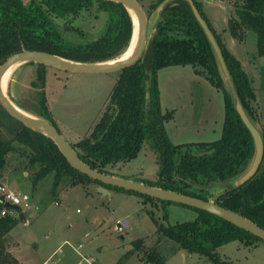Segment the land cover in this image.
<instances>
[{
	"label": "trees",
	"instance_id": "16d2710c",
	"mask_svg": "<svg viewBox=\"0 0 264 264\" xmlns=\"http://www.w3.org/2000/svg\"><path fill=\"white\" fill-rule=\"evenodd\" d=\"M164 1H153L150 10H157ZM193 1L214 33L243 107L254 123L261 115L254 104L256 95L251 80L241 61L231 53L211 25L202 4ZM95 2L107 15L101 36L86 43H74L66 39L55 20L75 18L84 9L93 7ZM234 8L235 15L229 20L231 34L240 41L245 38L247 31L255 32L258 52L264 55V0H238L234 2ZM133 30L129 10L114 1L30 0L25 3L23 0H0V64L10 55L27 49L46 51L78 62L109 61L120 57L128 49ZM38 65V81L33 84H40L42 89L37 95L38 107L33 112L58 127L43 89L42 70L45 65ZM173 65H192L197 73L204 75L223 92L225 120L220 139L183 144H174L170 140L165 125L173 113L162 109L158 72ZM21 106L28 109L25 105ZM19 122L22 127L13 139H0V179L8 164V154L15 150L13 142L16 140L31 149L28 164L37 167L33 175L34 184L51 174L53 192L67 177L70 179L69 184L73 185L94 181L108 189L114 187L73 168L50 137ZM144 144L154 151L159 163L157 178L144 183L206 200L210 199V185L238 179L250 167L255 156L254 138L233 103L216 52L188 0H171L162 7L156 32L142 58L119 71L106 110L92 126L90 133L71 146L87 165L114 175L112 168L120 162L131 160ZM133 193L146 200L160 202L165 208L174 203ZM215 202L264 228V158L251 179L240 186L226 189L217 195ZM191 208L198 212L195 220L172 225L156 222L159 237L154 245L142 251L144 239H139L135 243L136 250L142 251L148 261L166 264L172 256L182 251L214 258L216 249L231 241H264L217 215ZM20 213L19 218L0 216L1 264L6 258L9 233L25 217ZM163 241L170 246L164 247ZM13 263L14 258L6 264Z\"/></svg>",
	"mask_w": 264,
	"mask_h": 264
},
{
	"label": "rangeland",
	"instance_id": "374dc122",
	"mask_svg": "<svg viewBox=\"0 0 264 264\" xmlns=\"http://www.w3.org/2000/svg\"><path fill=\"white\" fill-rule=\"evenodd\" d=\"M138 1L148 17L147 48L156 32L162 7L152 11L150 5L155 0ZM199 1L211 21H216L219 27H227L228 30L227 19L235 15L234 2L238 0ZM106 18V12L95 2L93 7L84 9L75 18L55 21L66 39L74 43H86L101 36ZM248 32V39L236 42L234 46L255 91L254 104L261 117L254 124L264 135V55L258 52L256 33ZM38 71V63L19 65L9 80L6 92L14 104L33 116H38L33 110L38 107L37 95L42 89L40 84H33L38 81ZM42 73L49 109L62 135L73 144L90 133L92 126L106 110L119 72L82 74L45 65ZM186 79L182 77V80ZM191 87L186 93V89L175 87V95L161 104L164 112H172L175 117L168 120L171 121L169 128L175 132L182 131V138L187 134L193 138L199 131H209L203 134L202 138L208 136L204 140L220 139L225 120L223 92L212 86L210 93L190 95L192 90L199 91L196 86ZM166 103L170 109L178 108V113L175 115L170 109L166 111ZM21 127L22 124L0 104V139H13ZM13 144L15 150L8 154V164L0 181L7 182L17 192L29 194L32 204L37 205L38 209L22 212L24 219L9 233L3 263H10L14 258L13 264H44L48 259L54 264H155L145 259L142 251L153 246L159 237L156 222L172 225L193 221L198 216L194 208L175 203L165 208L160 202L146 200L143 196L115 187L109 189L110 195L103 194L98 189L100 184L94 181L73 185L69 184L70 179L67 177L53 192V175L34 184L33 175L37 167L28 164L31 149L16 140ZM112 171L120 178L147 182L157 178L159 163L154 151L144 144L136 156L126 163H118ZM236 180L210 185V200L215 201L217 195L236 186ZM119 226L123 229L117 230ZM139 239H144L142 251L136 250L135 243ZM163 244L164 247L170 246L164 241ZM166 264H264V241H231L218 247L214 258L182 251L172 256Z\"/></svg>",
	"mask_w": 264,
	"mask_h": 264
},
{
	"label": "water",
	"instance_id": "95a60500",
	"mask_svg": "<svg viewBox=\"0 0 264 264\" xmlns=\"http://www.w3.org/2000/svg\"><path fill=\"white\" fill-rule=\"evenodd\" d=\"M23 1L27 3L30 0H23ZM108 1H114L123 4L129 10L132 16L133 24H134L133 14L137 16L138 25H139L138 43L133 51V54L129 58L121 59L120 57H118L116 59H112L105 62L89 63V62H78V61L70 60L46 51L28 50V49L22 50L20 52L10 55L0 65V104L8 112L10 116L21 121L27 127L35 131L42 132L43 134L50 137L58 145V147L67 158L70 165L79 172L88 175L92 179L100 181L107 185L119 187L127 191H133L162 201L174 202L208 211L264 240L263 227H261L254 221L246 218L242 214L235 212L231 209H228L213 200L210 199L206 200L182 192L168 190L157 186H152L144 182H136L134 180L120 178L114 175L103 173L97 169L90 167L80 159L77 152L74 150L71 144L65 139V137L62 135L58 127H56L54 124H52L49 120L45 118L39 116H33V115L30 116L24 113L23 111L20 110L22 108L14 104V102L5 95L2 88V79L6 71L15 64L21 65L30 62L40 63L43 65H51L70 72L82 73V74H105V73L119 72L126 67L136 64L142 58L144 51L146 49L147 31H148L147 14L138 0H108ZM169 1L171 0H165L161 5V7H163ZM188 1L190 2L195 16L202 25L205 33L207 34L216 52L221 70L228 83L233 103L237 111L239 112L242 120L244 121L245 125L250 130L254 138L255 148H256L255 156L253 162L251 163L247 171L236 180V186H240L249 179H251L259 170L260 165L264 158V139L259 128L253 123V121L250 119V117L248 116V114L246 113L243 107L240 96L236 90L234 81L232 79L227 63L223 56L222 50L215 38L214 33L212 32L209 24L202 16L201 12L199 11L194 1L193 0H188ZM133 35H134V30H133ZM98 189L103 194L110 195V191L107 187L99 186ZM0 203H1V198H0ZM125 225L128 226L127 221H125Z\"/></svg>",
	"mask_w": 264,
	"mask_h": 264
},
{
	"label": "crops",
	"instance_id": "0c3cea01",
	"mask_svg": "<svg viewBox=\"0 0 264 264\" xmlns=\"http://www.w3.org/2000/svg\"><path fill=\"white\" fill-rule=\"evenodd\" d=\"M198 2L202 4V2H200L199 0H198ZM205 14H206L207 18L209 19L213 28L222 37V40L225 43V45L227 46V48L231 51V53L234 54V56L236 58H238L241 61L240 55L238 54V52L236 51V48L234 46V44L236 42H239V40L234 38V36L230 32V27H229V20L234 15L228 16V19H227L228 30H227V27H223V28L219 27L216 24V21H211L209 15L207 13H205ZM250 35H252V34H250ZM247 36L249 37L248 31L246 32L245 38L243 40H240V42L246 41L248 39ZM182 77H186L187 79L182 80ZM188 78H189V80H188ZM190 80H191V82H189ZM158 84H159V89H160V99H161L162 105L164 104V101H167L169 98H171L175 95V92H173L175 87H178L181 89H186V91H184L186 93L187 90L192 89L191 85L193 87L196 86L199 91L193 92V90H192L190 92L191 93L190 95H194L195 93H204V92L210 93V91H211L210 88H212V86L214 87V84L209 79L204 77V75L197 73L195 71V68L192 65H173V66H168V67L160 69L158 72ZM209 103H211V98H209ZM209 107L213 110V107L211 105H209ZM169 109H170L169 104L166 103V111H169ZM170 110H173L175 115L178 113V108H172ZM203 120L204 119H202V121ZM207 121L208 120H206L205 122H207ZM215 121L217 123V120H215ZM170 122L171 121H168L166 123V131L168 133L170 140L174 144H180V143H186V142H211L208 140H204V139H208V138H206L208 136L202 138L203 134H205L209 131H206L205 133H201L199 131V134L194 135L193 138H191L190 134H187L184 138H182L184 136V133L182 131L175 132V131L171 130L169 128V125H171ZM203 126H205V125H203ZM203 126H201V128ZM211 131H213V129ZM214 131H215V129H214ZM114 176L119 177L118 175H116V173H114ZM130 180H132V179H130ZM1 182H3V181H1ZM5 184L8 187H10L7 184V182H5Z\"/></svg>",
	"mask_w": 264,
	"mask_h": 264
},
{
	"label": "built area",
	"instance_id": "2783aa9c",
	"mask_svg": "<svg viewBox=\"0 0 264 264\" xmlns=\"http://www.w3.org/2000/svg\"><path fill=\"white\" fill-rule=\"evenodd\" d=\"M0 216L10 215L17 217L23 211H29L32 208L38 209L37 205L32 204V197L23 192H17L0 181ZM58 204V202H57ZM117 230L123 228L116 227ZM44 264H54L51 259H48Z\"/></svg>",
	"mask_w": 264,
	"mask_h": 264
},
{
	"label": "bare ground",
	"instance_id": "6f19581e",
	"mask_svg": "<svg viewBox=\"0 0 264 264\" xmlns=\"http://www.w3.org/2000/svg\"><path fill=\"white\" fill-rule=\"evenodd\" d=\"M133 18H134V35L132 38V42H130V45L128 47V49L120 56L121 59H127L129 58L132 54L133 51L138 43V33H139V25H138V19L137 16L135 14H133ZM20 64H15L12 67H10L6 73L3 76L2 79V88L3 91L5 93V95L8 97V95L6 94L7 92V88H8V84H9V80L14 72V70L19 66ZM9 98V97H8ZM21 111H23L24 113L28 114V115H32L29 112H25L23 109H20Z\"/></svg>",
	"mask_w": 264,
	"mask_h": 264
}]
</instances>
